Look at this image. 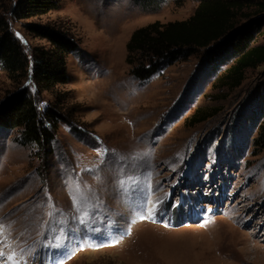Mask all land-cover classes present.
<instances>
[{
    "label": "rangeland",
    "instance_id": "374dc122",
    "mask_svg": "<svg viewBox=\"0 0 264 264\" xmlns=\"http://www.w3.org/2000/svg\"><path fill=\"white\" fill-rule=\"evenodd\" d=\"M198 4L66 0L17 22L0 0L30 59L52 46L28 23L79 45L67 58L70 82L54 91L0 70V101L26 86L40 111L57 105L70 124H59L47 154L23 144L20 130L0 129V264H242L243 236L264 246V140L250 119L264 65L231 90L219 82L231 56L212 70L199 50L147 81L126 62L134 31L187 20ZM197 109L216 113L194 125Z\"/></svg>",
    "mask_w": 264,
    "mask_h": 264
},
{
    "label": "trees",
    "instance_id": "16d2710c",
    "mask_svg": "<svg viewBox=\"0 0 264 264\" xmlns=\"http://www.w3.org/2000/svg\"><path fill=\"white\" fill-rule=\"evenodd\" d=\"M66 0H1L5 13L15 21L40 18L61 9ZM147 10L156 11L166 0H134ZM264 24V0H199L187 20L159 21L133 32L127 44L126 62L134 78L147 81L178 61L188 60L199 50L210 59L213 69L231 56L235 62L219 79L221 86L239 87L247 70L264 65V44H256L257 29ZM26 29L47 40L52 48L36 49L30 59L8 18L0 13V70L18 85L31 79L38 93L54 91L70 82L67 58L79 52L76 40L50 24L28 23ZM257 109V110H256ZM251 113L259 139L264 140V98ZM215 112L197 109L190 121L197 124ZM69 124L62 109L47 106L42 112L26 86H20L0 101V129L21 131V142L32 144L41 154L51 153L60 123ZM70 125V124H69ZM237 132L240 133L239 129Z\"/></svg>",
    "mask_w": 264,
    "mask_h": 264
},
{
    "label": "bare ground",
    "instance_id": "6f19581e",
    "mask_svg": "<svg viewBox=\"0 0 264 264\" xmlns=\"http://www.w3.org/2000/svg\"><path fill=\"white\" fill-rule=\"evenodd\" d=\"M256 235L257 233H254L253 237L256 238L257 237ZM240 241H242L244 245V251H243L244 258L242 259V264H261L262 262H264V246H261L259 245V243L253 241L250 236L247 237L243 236ZM220 256L221 259L224 260V257H222V255ZM225 261L226 260H224L223 262ZM224 264H230V263L225 262Z\"/></svg>",
    "mask_w": 264,
    "mask_h": 264
},
{
    "label": "snow or ice",
    "instance_id": "6c2138e0",
    "mask_svg": "<svg viewBox=\"0 0 264 264\" xmlns=\"http://www.w3.org/2000/svg\"><path fill=\"white\" fill-rule=\"evenodd\" d=\"M151 211V210H150ZM9 259H13V257H9Z\"/></svg>",
    "mask_w": 264,
    "mask_h": 264
}]
</instances>
